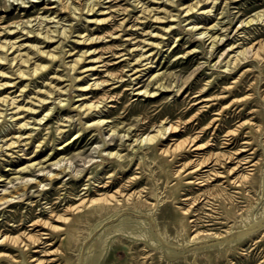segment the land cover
Masks as SVG:
<instances>
[{
  "label": "rangeland",
  "instance_id": "374dc122",
  "mask_svg": "<svg viewBox=\"0 0 264 264\" xmlns=\"http://www.w3.org/2000/svg\"><path fill=\"white\" fill-rule=\"evenodd\" d=\"M138 1L0 0V44L13 45L18 64L39 62L28 45L58 54L33 77L0 64V197L10 198L0 202V235L40 237L25 254L0 248V264H264V20L250 21L264 0ZM196 2L183 16L181 6ZM86 3L107 23H89ZM195 23L202 28L190 32ZM44 35L51 42L40 43ZM90 49L96 71L81 72L89 59L68 70ZM99 119L108 122L89 126ZM154 128L161 136L140 143Z\"/></svg>",
  "mask_w": 264,
  "mask_h": 264
},
{
  "label": "bare ground",
  "instance_id": "6f19581e",
  "mask_svg": "<svg viewBox=\"0 0 264 264\" xmlns=\"http://www.w3.org/2000/svg\"><path fill=\"white\" fill-rule=\"evenodd\" d=\"M112 0H107V2H111ZM161 1V0H160ZM134 2L136 3V6H138L137 4L139 3V1L138 0H134ZM153 2H155V1H153ZM163 2H165V1H163ZM163 2H161L160 4L162 5V8H161V11L163 10L164 12H165V18H171L172 16L170 15V13H169V11H168V6L169 5H166L165 3H163ZM156 4H158V3H156ZM178 5V4H177ZM85 8H86V12L87 13H89V17H91V18H87V21L89 22V23H91V24H96V25H101V24H106L107 23V21L109 20L108 18H103V17H101L102 15H98V14H103L101 11H103V10H101V9H99V6H98V8L96 9V10H94V4H92L91 5V3L90 4H88V3H86L85 5ZM179 6V5H178ZM198 6V2H196V3H194V5H188V6H186V7H184L183 5L181 6V13H183V16H187V17H190L191 16V14H192V12H193V9L195 8V7H197ZM65 8H67V9H74L73 7H72V5H70V4H68L67 2L65 3ZM76 8V7H75ZM83 7L81 6V8L79 9V10H81ZM85 10V9H84ZM124 10L125 9H122V12H124ZM82 11V10H81ZM179 11V10H178ZM91 12V13H90ZM160 12V11H159ZM142 13H145L146 14V16L147 17H149V18H151L152 19V21L154 20V21H161L160 23H163L164 21H162V20H159L160 18L159 17H154V14H151V11L150 10H148V9H143L142 10ZM202 13H204L203 11H202ZM206 13V12H205ZM72 14V13H71ZM207 14V13H206ZM107 16V15H106ZM178 16V15H177ZM176 16V17H177ZM38 18V17H37ZM175 18V17H174ZM40 19H41V17H40ZM247 19V18H246ZM264 20V14H261V15H257V14H255L254 15V18L253 19H250V21L251 20H254V21H258V20ZM174 20L175 19H170L169 20V22H174ZM29 21H30V19H29ZM247 21V20H246ZM253 22V21H252ZM251 22V23H252ZM38 23V22H37ZM27 24V23H26ZM123 24V22H120L119 23V27L121 26ZM41 25V24H40ZM189 25V24H188ZM14 26V25H13ZM27 26V25H26ZM34 26V25H33ZM42 26V25H41ZM215 25H213L212 27H210L209 28V30H213L215 27H214ZM18 27V26H17ZM27 27H29V26H27ZM67 27V26H66ZM179 27V26H178ZM16 28V27H15ZM61 28V27H60ZM69 28V27H68ZM95 28H97V27H95ZM174 28V24H172L171 26H169L168 28H166V29H164L163 28V30L161 29V32H160V34H159V36H161V37H163L162 35H167L168 33H170L171 32V30ZM200 28H202L201 26H197L196 25V23L195 24H192V27H190V28H188L189 29V31L190 32H194V31H198ZM28 29V28H27ZM29 29H30V27H29ZM34 29V28H33ZM33 29L32 30H29V31H26L25 33H32L33 32ZM7 30V29H6ZM9 30V29H8ZM19 30V29H18ZM64 30V29H63ZM63 30H59V29H56V28H54V30H53V33H56L57 35H59V36H61V35H64V31ZM156 30V29H155ZM25 31V30H24ZM67 31V30H66ZM85 32H86V30H85ZM148 32V31H147ZM150 32V31H149ZM159 32V31H158ZM8 33V32H7ZM22 33H23V31H22ZM34 33V32H33ZM75 33V32H74ZM207 33H208V31L207 30H205V31H200V32H198L197 34H198V38L203 42V41H207V40H209L210 38H211V35L209 36V35H207ZM27 35V34H26ZM35 36L36 35H40V33L39 32H37L36 34H34ZM151 35V34H150ZM154 35H156V34H154ZM31 36H32V34H31ZM80 36V35H79ZM110 36V35H109ZM158 36V35H157ZM196 36V35H195ZM40 37V36H39ZM42 38H41V40H40V38H39V40H40V43H44V42H48L47 40H49L50 38L49 37H47L46 35H44V36H41ZM63 37V36H62ZM112 37V36H111ZM1 38V37H0ZM29 38H30V36H29ZM37 38V37H36ZM98 38H102L103 39V37H94V38H90V40H89V42H88V37L87 38H84V37H77V39L76 40H74L75 41V43L77 44V45H87V44H90L91 45V43L92 42H94L95 43V39H98ZM113 38H118V37H113ZM157 38H160V37H157ZM204 38H206V39H204ZM32 39V38H31ZM47 39V40H46ZM162 39V38H161ZM54 40V39H53ZM52 40V41H53ZM128 40V39H127ZM5 41V40H4ZM50 41V40H49ZM219 41V40H218ZM51 42V41H50ZM128 42H129V40H128ZM146 42V41H145ZM148 42V41H147ZM146 42V43H147ZM214 43V40H212L211 41V43ZM40 43H38V44H40ZM74 43V42H73ZM73 43H72V45H73ZM212 43V44H213ZM260 43V42H259ZM153 43H149V45H152ZM28 45V44H27ZM95 45V44H94ZM157 45H158V43H157ZM23 46H25V45H23ZM30 46H32V47H30ZM28 45V47L29 48H31L32 49V55H34V54H36L37 55V57H38V60H39V62L38 63H36V64H34V62H32V63H30V61H31V57L30 56H28V55H26L25 56V58L23 59V60H21V62L18 64L17 62V60H16V58H17V56H15V55H12L13 53L12 52H10V49L12 50V48H13V45L12 44H10V42H7V43H3V44H0V64H3V63H6L7 64V68L9 69V72H11V74L10 75H15L17 78H25L26 76H31V77H33V76H36L37 74H39L41 71H43V70H45V69H47V67H49L50 66V64L52 63V62H54L55 61V59L57 58V56H58V54H56V53H49V52H44V51H42V50H40L38 47H36V46H33V45ZM57 46V45H56ZM56 46L54 47V48H56ZM253 46V45H252ZM251 46V47H252ZM75 47V46H74ZM88 47V46H87ZM131 47V46H130ZM235 47V46H234ZM259 47V46H258ZM261 47V46H260ZM260 47H259V49H260ZM140 48V47H139ZM262 48H263V44H262ZM64 49V48H63ZM232 49V48H231ZM247 49V48H246ZM252 49V48H251ZM250 49V50H251ZM256 49V48H255ZM259 49H256V50H258L259 51ZM8 50H9V52H8ZM44 50V49H43ZM47 50V49H46ZM75 50V49H74ZM107 50V49H106ZM109 50V49H108ZM131 51H134L133 49H130ZM130 50H129V52H130ZM136 50V49H135ZM54 51H56V50H54ZM94 51L95 50H91L90 49V51L89 52H87V50H84L80 55H78L75 59H73V62L72 63H70L69 65H68V67H69V69L68 70H74L75 68H76V66L78 65V64H80V62H84L85 61V59H89V61H85L86 62V68H82L83 70H81V72L82 73H85V72H88V71H96L98 68H96V65L94 66V63L95 62H98L97 60H99V59H97V58H92V57H94L93 56V53H94ZM147 51V50H146ZM145 51V52H146ZM190 51V50H189ZM240 52H239V54L240 55H242V58H244V55H243V52L241 51V50H239ZM255 51V50H254ZM253 51V52H254ZM14 52V51H13ZM57 52V51H56ZM66 52V51H65ZM64 52V53H65ZM140 52V51H139ZM194 52H196L195 50L194 51H191L190 53L188 52V54H191V53H194ZM233 52V51H232ZM244 52H245V50H244ZM257 52V51H256ZM136 53V52H135ZM246 53V52H245ZM255 53V52H254ZM258 53V52H257ZM257 53H255V54H257ZM69 54V53H68ZM67 54V55H68ZM95 54V53H94ZM208 54V53H207ZM228 54V53H227ZM9 55H12V56H9ZM35 55V56H36ZM134 55V54H133ZM140 56L142 55V53L141 54H139ZM246 55V54H245ZM252 56H253V54H251ZM258 55H260L259 53H258ZM148 56H150V54L148 55ZM240 57V56H239ZM117 58V57H116ZM256 58V57H255ZM259 58H260V56H259ZM20 59V58H19ZM91 59V60H90ZM225 59V58H224ZM231 59L233 60V63L235 62V61H238L239 60V58H238V55L237 56H234V57H231ZM245 59H246V57H245ZM257 59H258V56H257ZM122 61H123V59H122ZM225 61V60H224ZM139 62V60L137 61V59H135V62H133L132 64H128L129 66H132L129 70H128V72H129V77L131 78V80H137V78H138V73H139V71L138 70H136V65H137V63ZM231 62V61H230ZM241 62V61H240ZM66 63H68V62H66ZM127 63H130V62H127ZM22 64V65H21ZM34 64V65H33ZM226 65H227V63H226ZM20 66H23V67H25V69H23V70H21L20 69ZM67 66V65H66ZM82 66V65H81ZM67 67V68H68ZM127 67V66H126ZM5 68V67H4ZM57 69V68H56ZM235 70H236V68H234ZM8 72V71H7ZM6 72V73H7ZM103 72V71H102ZM225 72V71H224ZM48 74V73H47ZM86 74V73H85ZM6 75V74H5ZM74 75V74H73ZM112 75V74H111ZM48 77V76H47ZM84 77V76H83ZM83 77H82V79H83ZM9 78V77H8ZM75 78L77 79V80H80V77H76L75 76ZM89 78H91V77H89ZM119 78H121V77H119ZM6 79V78H5ZM24 80V79H23ZM41 80V79H40ZM55 80H57V79H55ZM118 80V79H117ZM21 81V80H20ZM64 81V80H63ZM9 82H12V81H7V83H9ZM65 82V81H64ZM89 82V81H88ZM72 83V82H71ZM12 84H13V82L12 83H9L7 86H12ZM37 84V83H36ZM51 84V83H50ZM77 84V83H76ZM79 84V83H78ZM89 86H91V85H89ZM89 86L87 85V86H85V87H82V88H80L81 90H86L87 88H89ZM160 88H162L163 86L162 85H158ZM16 87H18V86H16ZM31 87V86H30ZM68 87V86H67ZM164 88V87H163ZM53 89H54V87H53ZM63 89V88H62ZM65 90V89H64ZM129 90V89H128ZM2 91V90H1ZM15 91V90H14ZM29 91V90H28ZM67 91V90H66ZM87 91V90H86ZM89 91V90H88ZM5 92V91H4ZM92 92V91H91ZM136 92V91H135ZM161 92V91H160ZM17 93V92H16ZM133 93V92H132ZM144 93H146V91H143V92H140V91H138V92H136L135 94H137V95H142V94H144ZM55 94V93H54ZM82 94V93H81ZM12 96V95H11ZM53 96V95H52ZM51 95H50V97H52ZM56 96V95H55ZM54 98V97H53ZM86 97H81L80 99H77V101H79V100H84ZM23 99V98H22ZM39 99V98H38ZM6 100V99H5ZM52 100V99H51ZM50 100V101H51ZM7 101V100H6ZM1 102H3V101H1ZM9 102V101H8ZM39 102H41L42 104H45V102L43 103V99H40L39 100ZM80 102V101H79ZM101 101H96V102H91L88 106H84V107H82V106H80V105H78V107H80V108H84V110H85V108H88V109H91V110H93V109H96L97 108V104L98 103H100ZM6 103V102H5ZM57 103L61 106V105H63L62 104V101H60V100H58L57 101ZM83 104V103H82ZM34 107V106H33ZM68 107V106H67ZM36 109V108H35ZM41 109V108H40ZM39 109V110H40ZM49 109V108H48ZM30 111L32 112V114H34L36 111H34L33 109H30ZM83 113V112H82ZM35 115V114H34ZM42 116V115H41ZM45 116H47V113L45 114ZM100 118V117H99ZM40 120V119H39ZM18 122V121H17ZM41 122V121H40ZM107 122L108 121H105V120H103V119H99V120H96V121H94V122H92L91 124H89V126H95V127H102L103 125H106L107 124ZM176 124V123H175ZM164 127V126H163ZM61 128V127H60ZM166 128V127H165ZM98 129V128H97ZM155 129V128H154ZM162 129H164V128H162ZM167 129V128H166ZM166 129L164 130V131H166ZM176 129V128H175ZM156 130V129H155ZM179 130V129H178ZM27 132V131H26ZM25 132V133H26ZM17 136V135H16ZM22 136V135H21ZM161 136V134H160V131L157 129L156 130V133H154V134H151V135H146L145 137H141L140 138V140H139V142L141 143L142 141H147V142H150V143H152V142H154V141H156L159 137ZM127 137V136H126ZM123 138V137H122ZM170 138V137H169ZM35 140V139H34ZM137 142H138V140H137ZM163 142V141H162ZM174 143V142H173ZM183 143V142H182ZM188 143V142H187ZM190 143V142H189ZM67 144V143H66ZM163 144V143H162ZM176 144V143H175ZM11 145V144H10ZM30 145V144H29ZM158 145V144H157ZM174 145V144H173ZM179 145V144H178ZM171 146V145H170ZM22 147V146H21ZM179 147H181V145L179 146ZM185 147V146H184ZM15 148V147H14ZM58 148H62V147H58ZM169 148V147H168ZM182 148V147H181ZM40 149V148H39ZM174 149H176V147H174ZM178 150H179V148H177ZM184 149V148H183ZM182 149V150H183ZM159 150V149H158ZM21 151V150H20ZM167 151H169V150H167ZM173 150H171V152H172ZM181 151V150H180ZM174 152H175V150H174ZM197 153V152H196ZM11 154V153H10ZM178 154V153H177ZM177 156V155H176ZM115 157V156H114ZM206 158V157H205ZM211 158V157H210ZM229 158V157H228ZM216 160V159H215ZM206 163H207V161H205ZM59 163H61L60 162V160H57V161H55V162H52L51 163V165L52 166H58L59 165ZM216 163H218V161L216 162ZM185 164V163H184ZM199 164H201V163H199ZM202 164H203V161H202ZM221 164V163H220ZM35 166H37V164H34V163H31V164H29V165H27V166H24L23 168H21V169H19V172H22V173H24V172H28L27 170L29 169V168H31V167H35ZM237 166V165H236ZM196 168V167H195ZM236 168V167H235ZM62 169H64V167H62V168H59L58 167V171H62ZM234 169V168H233ZM191 170H193V169H191ZM230 170V169H229ZM33 171H35L34 169H33ZM228 172V171H227ZM203 173V172H202ZM216 173V172H215ZM229 173H230V171H229ZM229 173H227V175L229 174ZM57 174L58 173H54L53 175L51 174V176H57ZM215 175V174H214ZM136 176V175H135ZM247 176V175H246ZM1 177V176H0ZM48 177V176H47ZM244 177V176H243ZM207 178V177H206ZM223 178V177H222ZM245 178V177H244ZM46 179V178H45ZM225 179V178H224ZM243 179V178H242ZM0 181H2V179L0 178ZM35 181V180H34ZM237 181V180H236ZM37 182V185H39V181H36ZM94 182V181H93ZM92 182V183H93ZM232 182V181H231ZM229 183V182H228ZM241 183V182H240ZM232 184V183H231ZM208 186V185H207ZM25 187H26V185L24 184V185H22V186H19V187H16L15 188V190H14V192L13 193H17V192H19V191H23L24 189H25ZM109 187V186H108ZM118 191H119V189H118ZM9 192V191H8ZM116 193V192H115ZM114 193V194H115ZM15 195V194H14ZM107 195V194H106ZM10 196H12V195H10ZM108 197H109V195H108ZM122 197V196H121ZM140 197H143V196H140ZM107 198V197H106ZM199 198V197H198ZM206 198V197H205ZM10 199V198H9ZM9 199L7 198V197H0V202H3V203H5V202H8L9 201ZM99 199V198H98ZM97 199V200H98ZM123 199H124V197H123ZM12 200V199H11ZM100 200V202H104L103 204L104 205H106V204H108L109 203V201L108 200H110V199H99ZM98 200V201H99ZM206 200V199H205ZM90 201V200H89ZM196 201V200H195ZM118 202H120V201H118ZM116 203V202H115ZM83 204H84V201H81V203H79L78 204V206H72V208L73 209H71L72 211H75V210H79V208L80 207H82L83 206ZM85 206V205H84ZM120 206V205H119ZM104 207V206H103ZM107 207V206H106ZM67 209V211H68V207L66 208ZM188 210V209H187ZM64 212V211H63ZM66 212V211H65ZM71 213V212H70ZM63 215V214H62ZM73 217H74V215H73ZM56 218V217H55ZM54 218V219H55ZM69 218V217H68ZM41 219V218H40ZM57 219V218H56ZM63 219H65V218H63ZM73 219V218H72ZM75 219V218H74ZM73 219V220H74ZM45 221V220H44ZM63 221H65V220H63ZM188 221V220H187ZM43 222V221H42ZM41 222V223H42ZM35 223V222H34ZM38 223V222H37ZM40 223V222H39ZM40 223V224H41ZM49 224V223H48ZM43 225V224H42ZM45 225V224H44ZM46 226H47V224H46ZM66 226V225H65ZM48 229V228H47ZM50 229V228H49ZM48 229V230H49ZM53 229H56V227H53ZM51 230H52V227H51ZM53 231H55V230H53ZM44 233V232H43ZM29 235V234H28ZM216 235V234H215ZM31 236H33V234H31L30 236H25L26 238H25V241L24 240H22L21 238H19V237H12V236H9V235H0V248H3V249H7V250H12L13 248H15L17 251H19L20 253H22V254H25L28 250H29V248H30V246H34L35 245V243H37L39 240H40V237H37V238H34V237H31ZM192 236V235H191ZM189 239V238H188ZM53 240V239H52ZM6 247H5V246ZM8 257H9V259H11V260H14L15 258H13L11 255H7ZM35 256V255H34ZM46 259V258H45ZM43 260V259H42ZM36 264H39L38 262L36 263Z\"/></svg>",
  "mask_w": 264,
  "mask_h": 264
}]
</instances>
